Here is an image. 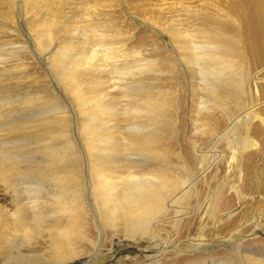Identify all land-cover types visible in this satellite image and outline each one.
<instances>
[{
  "label": "rangeland",
  "instance_id": "374dc122",
  "mask_svg": "<svg viewBox=\"0 0 264 264\" xmlns=\"http://www.w3.org/2000/svg\"><path fill=\"white\" fill-rule=\"evenodd\" d=\"M247 5L0 0V264H264V61ZM216 40L240 48L233 81L201 58ZM149 193L164 206L144 235L125 199Z\"/></svg>",
  "mask_w": 264,
  "mask_h": 264
},
{
  "label": "bare ground",
  "instance_id": "6f19581e",
  "mask_svg": "<svg viewBox=\"0 0 264 264\" xmlns=\"http://www.w3.org/2000/svg\"><path fill=\"white\" fill-rule=\"evenodd\" d=\"M245 3L248 4L247 6L250 7L251 6V14L253 16V25H252V28L254 29L256 35H255V38L254 40H256L257 42V46L254 48V50H252V54L254 57H256L254 63L257 64L258 62H262L264 61V0H245ZM4 16V15H3ZM8 18V17H7ZM10 18V17H9ZM258 20V21H257ZM250 33V32H249ZM253 35V36H254ZM252 36V35H251ZM252 38V37H250ZM245 39V38H244ZM247 39V38H246ZM243 40V39H242ZM253 40V39H252ZM216 44L215 45H207V48L205 47V49L209 50V52H206L205 54L201 55V58L203 59L204 61V64H207L206 65V70L208 73H210L211 75H213L214 79L217 81V80H232L233 81V78L232 76L235 74V75H241L243 74L242 72L244 71V66L242 65V63L240 61H237V57L239 56V49L236 50V47L234 44H228L227 43L225 44L224 41H215ZM230 42V41H229ZM240 40L237 42L239 45L240 44ZM245 42V41H244ZM251 42V41H250ZM247 43V42H246ZM212 47L213 49L215 50H212ZM251 48V46H250ZM247 51V50H246ZM249 51V50H248ZM237 52V54H236ZM251 54V53H250ZM248 55V52L247 54ZM252 56V55H251ZM261 64V63H260ZM259 65V64H258ZM246 69V67H245ZM233 70H236V72H234ZM249 70V71H248ZM247 73H245V78L247 77V80L250 78V68L248 69V65H247ZM246 72V71H245ZM244 76V75H243ZM259 78V77H257ZM207 81V80H206ZM211 86V85H210ZM215 87V86H214ZM217 93V91H214ZM147 100V99H146ZM146 102V101H145ZM151 107V106H150ZM250 112H245L244 113V121H251L253 120V118H256L258 117L259 113L258 112H252L251 109L248 110ZM248 113V114H247ZM61 129V128H60ZM55 131V130H54ZM60 132V130H59ZM62 132V131H61ZM52 133V132H51ZM57 133V132H55ZM64 133V132H63ZM61 134V133H60ZM53 135V134H52ZM55 136V135H54ZM138 140V139H137ZM144 141V140H143ZM131 142V141H130ZM133 142V141H132ZM141 142V141H139ZM248 142V141H247ZM142 144V143H141ZM132 145V144H131ZM251 145H254V140L252 139L251 141H249L246 145L243 146V148H248L249 146ZM140 146V145H139ZM142 146V145H141ZM242 148V147H241ZM61 157V156H60ZM59 157V158H60ZM58 162V156H56V159L54 158L53 161ZM62 159H60V161L58 162V164L61 162ZM54 162V163H55ZM56 162V163H57ZM53 163V162H52ZM51 164V163H50ZM74 170H70L67 171V172H61V171H57V175H60V173H62L61 175L63 176L62 178H60L59 176H57V178H60L59 181L56 179L55 181H58L60 182V180L62 179V182L63 181V178H64V175H67L69 176L71 179L75 176L73 174ZM55 173V172H53ZM55 175V174H54ZM161 176V175H160ZM155 177V176H154ZM75 178V177H74ZM53 179V178H52ZM65 179V178H64ZM148 179V178H147ZM153 179V178H152ZM155 179V178H154ZM70 179H68V182H69ZM75 180V179H74ZM109 180V179H108ZM149 180V179H148ZM158 181V179H156ZM160 182L162 183L164 180H161L159 179ZM77 181V180H76ZM106 181V180H104ZM103 181V182H104ZM157 181H153L154 184H157ZM57 182V183H58ZM61 182V183H62ZM73 182V181H72ZM55 183V182H54ZM106 183V182H105ZM113 183V182H112ZM134 184V183H133ZM153 184V183H152ZM61 185V184H60ZM68 185V184H67ZM103 185V184H102ZM107 185V184H106ZM127 185V184H126ZM164 185V183H163ZM141 186V185H140ZM149 186V185H148ZM108 187V186H106ZM109 187H110V184H109ZM113 187V186H112ZM139 187V186H138ZM137 187V188H138ZM151 188H153L154 186L150 185ZM160 187V186H159ZM133 188V187H132ZM130 188L132 191L133 189ZM135 188V187H134ZM157 188V187H156ZM136 189V188H135ZM148 189V188H147ZM161 189V188H159ZM113 190V189H112ZM108 191V189L106 190ZM110 191V190H109ZM129 191V190H128ZM75 192V191H74ZM125 192V191H123ZM122 192V193H123ZM130 192V191H129ZM78 193V192H77ZM131 193V192H130ZM142 193V192H141ZM160 195V194H159ZM157 196V195H154V194H141V195H138V196H135V195H128L126 197L125 200H127L128 202L126 203L127 205H130V207L128 208V214L131 216V217H134L138 222L137 223V227L139 228V230H141L140 232H142L143 230V234L144 233H152L151 230H152V226L153 224H150V220H153V218L156 216V213L159 212V210L164 206H162V202L160 201L161 199L159 198L160 196ZM72 196V195H71ZM125 195H123L124 197ZM64 199H55V201L57 200L59 202L58 205L61 204L60 206V210L61 208L63 207V205H66L67 204V197L65 198L64 195L62 196ZM122 197V198H123ZM176 197V196H175ZM61 198V197H60ZM115 199V198H114ZM72 201H70L71 203L73 202V199H71ZM75 201H77V199H74ZM124 200V198H123ZM125 203V202H124ZM114 204V205H113ZM125 204V206H126ZM76 205V203H75ZM112 209H115L117 203L115 204L114 202L113 203H110ZM71 206L73 205H70L69 207V204H67V207H69L70 209ZM65 207V206H64ZM58 208V207H57ZM59 210V208H58ZM73 211V210H72ZM83 211V210H81ZM180 211V210H179ZM60 212V211H58ZM61 212L64 213V211L61 210ZM74 212V211H73ZM71 212V214L73 213ZM181 212V211H180ZM179 212V213H180ZM78 213V212H77ZM82 213V212H81ZM111 213V212H110ZM75 214V212L73 213ZM75 216V215H74ZM77 216V215H76ZM80 216V215H79ZM79 218V217H78ZM85 220V219H84ZM70 221V220H69ZM143 221V222H141ZM140 222V223H139ZM52 223V222H51ZM74 223H70V224H50L49 227H53L54 229V232L57 233L58 235L60 236H67V235H70V231L72 229V227H74ZM78 224V223H77ZM75 229V227H74ZM56 234V235H57ZM142 234V233H141ZM145 235V234H144ZM102 237H103V234L100 233V243L102 244ZM99 245V242L95 245V251L92 253L93 255L92 256H97L98 255V250L100 247H98ZM236 245V244H235ZM234 245V246H235ZM98 247V248H97ZM239 246L236 245L235 249L237 250ZM97 248V249H96ZM168 247H162V248H159L160 250L164 251L166 250ZM233 248V247H232ZM168 250V249H167ZM235 250V251H236ZM237 253H239L240 251H236ZM160 254V253H159ZM162 255V254H161ZM92 256H90V258H88V260L90 261V259L92 258ZM152 256H147L146 259L147 261L149 262L151 260ZM160 258V257H159ZM158 259V258H157Z\"/></svg>",
  "mask_w": 264,
  "mask_h": 264
}]
</instances>
